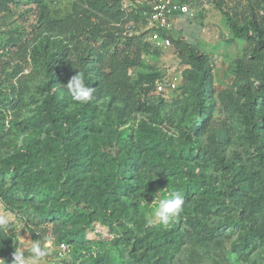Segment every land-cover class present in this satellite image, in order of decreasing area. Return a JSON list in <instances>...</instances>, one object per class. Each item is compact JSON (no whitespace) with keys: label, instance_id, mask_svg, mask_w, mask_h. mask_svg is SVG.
Masks as SVG:
<instances>
[{"label":"rangeland","instance_id":"1","mask_svg":"<svg viewBox=\"0 0 264 264\" xmlns=\"http://www.w3.org/2000/svg\"><path fill=\"white\" fill-rule=\"evenodd\" d=\"M47 2L66 14L75 0ZM207 3H189L194 15L176 14L169 32L207 56L203 85L174 47L159 49L148 36L152 45L134 76L152 70L162 79L147 96L125 103L107 95L79 103L68 81L49 85L32 50L54 51L65 37L35 28L36 6L13 8L30 46L16 95L22 106L18 112L0 106V259L6 264L15 247L30 248L23 239L47 245L39 264H264V104L254 110L244 94L260 85L262 67L253 58L255 44L231 41L219 9L220 3L258 5ZM146 15L132 33L150 29ZM176 76V90L159 92ZM18 80L9 82L10 91L19 89ZM172 191L183 195V211L164 226L155 210ZM233 221L253 223L263 237L245 241L227 228Z\"/></svg>","mask_w":264,"mask_h":264},{"label":"trees","instance_id":"2","mask_svg":"<svg viewBox=\"0 0 264 264\" xmlns=\"http://www.w3.org/2000/svg\"><path fill=\"white\" fill-rule=\"evenodd\" d=\"M124 1L75 0L71 12L61 14L52 12L47 0H0V106L14 112L22 106L16 95L22 94V60L29 62L30 43L26 28L15 20L18 14L13 8L24 4L34 5L38 10L35 28L41 27L65 37V42L54 51L49 48L43 52L38 48L32 50L31 58L35 65H41L49 85L64 84L79 72L85 84L95 89L93 97L107 95L115 102L125 103L137 94H150L162 79L160 73L149 70L134 76V70L143 66V53L152 45L147 37L154 29H148L143 35L132 33L149 8L126 9ZM256 3L257 9L254 3L244 8H227L224 3L219 4L233 32L231 41L244 39L256 45L253 58L262 67L261 83L254 92L248 86L244 90L246 104L252 108L264 104V53L258 47L264 46V0H256ZM23 15L19 14V17ZM171 38L172 47L182 63L197 68L198 73L194 76L203 85L205 77L210 76L207 56L183 37ZM14 78H19L20 87L10 91L9 82ZM205 88L202 86L203 90ZM196 122L197 125L192 127L194 135L202 118ZM227 228L238 232L245 241L263 237L249 221L229 222ZM214 231L211 229L208 234Z\"/></svg>","mask_w":264,"mask_h":264},{"label":"clouds","instance_id":"3","mask_svg":"<svg viewBox=\"0 0 264 264\" xmlns=\"http://www.w3.org/2000/svg\"><path fill=\"white\" fill-rule=\"evenodd\" d=\"M68 90L72 100L79 103H87L93 98L95 89L85 84L84 78L81 73L71 77L65 86ZM166 190V189H165ZM166 199H161L155 210V218L164 226H167L183 211L184 197L179 192H168ZM5 221L0 220V224ZM26 243L30 242V248L15 247L12 254L11 264H39V262L47 256L46 247H42L41 243L37 240H25ZM29 252L30 255H26ZM0 264H6L4 259H0Z\"/></svg>","mask_w":264,"mask_h":264},{"label":"built area","instance_id":"4","mask_svg":"<svg viewBox=\"0 0 264 264\" xmlns=\"http://www.w3.org/2000/svg\"><path fill=\"white\" fill-rule=\"evenodd\" d=\"M195 0H125L123 5L126 9L134 7L135 4L147 6L149 8L147 16L151 29H154L150 34V39L153 44L159 49L171 48L173 46L172 38L169 32L173 28L172 18L178 13H186L194 15L189 7V3ZM203 3V7L208 6L207 0H199ZM180 76L172 78L165 84L158 87L159 92L174 91L177 88ZM164 85V86H163Z\"/></svg>","mask_w":264,"mask_h":264}]
</instances>
